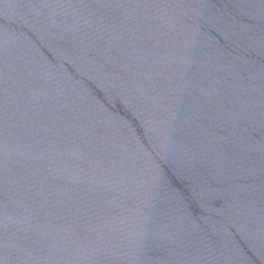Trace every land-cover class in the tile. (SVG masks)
Here are the masks:
<instances>
[{"label": "water", "instance_id": "obj_1", "mask_svg": "<svg viewBox=\"0 0 264 264\" xmlns=\"http://www.w3.org/2000/svg\"><path fill=\"white\" fill-rule=\"evenodd\" d=\"M0 264H264V0H0Z\"/></svg>", "mask_w": 264, "mask_h": 264}]
</instances>
